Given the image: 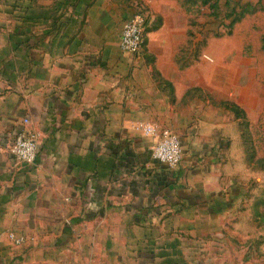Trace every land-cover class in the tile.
<instances>
[{"label":"crops","instance_id":"crops-1","mask_svg":"<svg viewBox=\"0 0 264 264\" xmlns=\"http://www.w3.org/2000/svg\"><path fill=\"white\" fill-rule=\"evenodd\" d=\"M143 1L165 20L137 54L153 64L120 48L132 0H0V264H237L228 128L167 108L162 85L178 100L195 85L187 29L166 23L178 0ZM142 124L178 134L179 166L153 157ZM23 131L39 136L34 164L10 152Z\"/></svg>","mask_w":264,"mask_h":264},{"label":"rangeland","instance_id":"rangeland-1","mask_svg":"<svg viewBox=\"0 0 264 264\" xmlns=\"http://www.w3.org/2000/svg\"><path fill=\"white\" fill-rule=\"evenodd\" d=\"M178 3L182 17L173 14L166 23L187 29V44L178 58L183 68L195 65V85L183 91L179 100L170 83L160 89L169 97L166 102L172 115L185 116V125L201 126L205 120L209 125L227 126L228 187L236 188L241 204L234 216L238 219L235 241L230 244L238 251L234 260L237 264H264V0ZM152 5L143 0L131 2L134 15L148 18L146 33L165 23L161 15L151 12ZM154 8L160 9L162 4L156 3ZM134 57L151 64L155 59L146 54ZM153 75L161 78L157 69ZM238 135L241 143L236 142Z\"/></svg>","mask_w":264,"mask_h":264},{"label":"built area","instance_id":"built-area-1","mask_svg":"<svg viewBox=\"0 0 264 264\" xmlns=\"http://www.w3.org/2000/svg\"><path fill=\"white\" fill-rule=\"evenodd\" d=\"M146 44V19L143 15H135L127 20L122 27L120 48L123 52L137 55L143 52ZM207 60H211L206 57ZM141 131L147 136L156 137L153 148V157L161 163L176 168L183 159V144L175 132L170 129H159L152 124H142ZM38 134L23 131L18 134L10 148L11 154L16 160L34 164L38 156ZM9 238L15 244L21 245L25 242L24 237H18L11 233Z\"/></svg>","mask_w":264,"mask_h":264}]
</instances>
